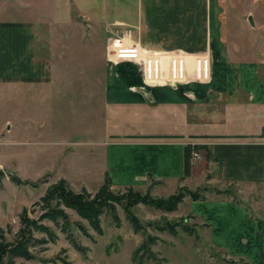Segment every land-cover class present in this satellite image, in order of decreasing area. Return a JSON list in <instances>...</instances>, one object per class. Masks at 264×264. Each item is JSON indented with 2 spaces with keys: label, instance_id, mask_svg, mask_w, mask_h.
<instances>
[{
  "label": "crops",
  "instance_id": "1",
  "mask_svg": "<svg viewBox=\"0 0 264 264\" xmlns=\"http://www.w3.org/2000/svg\"><path fill=\"white\" fill-rule=\"evenodd\" d=\"M113 36L184 56L185 80L170 83L166 58L161 83L140 64L113 61ZM199 58L209 60L207 80L196 76ZM59 67L68 77L58 82ZM69 92L101 115L100 169L94 187L68 170L59 180L92 193L107 177L115 188L142 190L218 174L210 183L234 187L236 198L189 197V215L208 226L213 243L255 239L264 264V0H0V139L17 127L14 112L2 113L17 97L26 107ZM39 113L29 108L30 117ZM186 148L201 156L189 176Z\"/></svg>",
  "mask_w": 264,
  "mask_h": 264
},
{
  "label": "rangeland",
  "instance_id": "2",
  "mask_svg": "<svg viewBox=\"0 0 264 264\" xmlns=\"http://www.w3.org/2000/svg\"><path fill=\"white\" fill-rule=\"evenodd\" d=\"M247 22L250 28L254 20L252 18L251 22L248 18ZM80 54L82 55L78 53V56ZM57 59L59 60V57ZM56 77L59 82V78L68 77V71L59 67ZM57 87L59 88V84ZM56 96L57 98H48L43 102L26 101V107L24 98L17 97L14 101L15 107L11 111L8 108L2 110L6 115L14 112L11 116L18 123L13 132H4L0 139V170L4 173L0 180V234L11 243L16 240L21 228L20 217L24 209L28 210L29 217L33 219L42 215V207L37 204L50 185L59 181L60 171L83 174L84 180H88V185H97L101 156L100 147L95 141L99 139L101 115L81 106L84 103L81 101L82 97L71 92ZM29 108L40 110V116L30 117ZM123 123L122 128H127L126 124H130L128 121ZM112 124L114 125V122ZM94 153L97 155L94 156ZM89 154L94 159L92 162L88 161ZM191 166L193 168V163ZM12 176H16L23 183H15ZM214 176L218 174L203 179L194 178L193 182L179 188L172 185L159 188L154 183L150 185V194L153 198L166 200L172 195H187L188 191H192L207 198L208 194L216 195L220 191L210 183ZM150 187L134 189L133 193L146 195ZM130 190L112 186L108 196L129 206L130 199L133 198ZM224 190L228 192L229 197L236 198L234 187ZM75 191L80 192L81 189L76 188ZM91 194L94 196L96 192ZM116 202L113 201L115 211L108 210L100 218L101 233L70 209H65L69 219L68 231H64L66 225L62 220L58 224L49 220L43 221L42 224L50 229L51 236L35 233V238L45 243L36 244L31 248L35 256L33 260L16 259L14 264H136L134 254L146 238L143 233H134L124 209ZM191 203L188 200L180 204L175 212L142 204L131 207V212L145 226L147 233L159 238L157 244L152 247L156 260L152 259L144 264L262 263L259 258L263 259V256L256 255L255 252L258 246L255 239L249 238L250 245L233 244L231 241L225 242L224 245L211 242L208 226L189 215L193 209ZM243 207L248 209L255 222H259V215L250 203H245ZM114 215L117 216L116 219ZM261 219L264 221V213ZM166 222H181L182 226L195 228L196 233L190 236L183 227L178 228L176 236L161 232L159 228Z\"/></svg>",
  "mask_w": 264,
  "mask_h": 264
},
{
  "label": "trees",
  "instance_id": "3",
  "mask_svg": "<svg viewBox=\"0 0 264 264\" xmlns=\"http://www.w3.org/2000/svg\"><path fill=\"white\" fill-rule=\"evenodd\" d=\"M198 150L199 149H196V151ZM192 156L193 149L186 148V176H189L191 173ZM3 174L4 173L0 170V180ZM11 178L17 184L23 183L16 176H12ZM112 186L111 180L107 177L103 186L92 196L86 189L76 192L69 182L64 179L50 185L46 194L37 204L41 206L43 210L42 215L38 219L29 217L28 210L24 209L20 217L21 228L16 235V240L12 243L8 242L4 235L2 233L0 234V264H14L16 259L33 260L35 256L31 252V248L36 244L45 243V241L35 238L34 234L45 233L51 236L50 229L42 224L45 220H49L55 224H58V222L62 220L66 225L64 231H68L69 219L65 209L75 211L80 217L87 220L98 233H101V216L108 210L115 211L113 201L116 202V200H112L111 197L108 196ZM130 189V192L133 193L134 189ZM150 193L151 187L146 195L133 193V198H131L132 200L130 199L129 206L121 202H116L124 209L126 219L130 223L134 233L137 235L143 233L146 238L134 254L133 259L136 264H144L146 261L152 259L156 260L152 247L157 244L159 238L147 233L145 226H143L138 217L131 212V207L142 204L158 210L175 212L186 197H190L193 201L206 199V197H201L199 194L192 191H188L187 195H172L166 200L153 198ZM222 193L227 194L228 192L218 191V194ZM114 217L115 219L117 218L116 215H114ZM179 227H183L184 231L190 236H194L196 233L195 228L182 226L181 222H166L159 229L161 232H168L170 235L176 236Z\"/></svg>",
  "mask_w": 264,
  "mask_h": 264
},
{
  "label": "built area",
  "instance_id": "4",
  "mask_svg": "<svg viewBox=\"0 0 264 264\" xmlns=\"http://www.w3.org/2000/svg\"><path fill=\"white\" fill-rule=\"evenodd\" d=\"M110 57L115 62H134L143 67L145 78L150 82H163V59L170 62V83L176 85L183 82L187 75V62L184 56L175 53H165L150 50L140 45H126L122 38L113 36L109 43ZM196 76L198 80H207L209 76V60L199 58L196 61ZM193 158L199 160V153Z\"/></svg>",
  "mask_w": 264,
  "mask_h": 264
},
{
  "label": "water",
  "instance_id": "5",
  "mask_svg": "<svg viewBox=\"0 0 264 264\" xmlns=\"http://www.w3.org/2000/svg\"><path fill=\"white\" fill-rule=\"evenodd\" d=\"M250 21L252 22V19H250Z\"/></svg>",
  "mask_w": 264,
  "mask_h": 264
}]
</instances>
